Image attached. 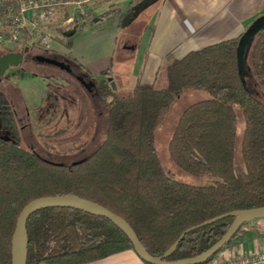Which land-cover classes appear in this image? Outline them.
I'll return each mask as SVG.
<instances>
[{
  "label": "trees",
  "instance_id": "trees-1",
  "mask_svg": "<svg viewBox=\"0 0 264 264\" xmlns=\"http://www.w3.org/2000/svg\"><path fill=\"white\" fill-rule=\"evenodd\" d=\"M110 12L107 8L87 21L69 23L74 32L64 36L62 31L56 40L68 49L80 29ZM237 38L186 52L163 67L164 86L138 84L126 96L109 85L107 70L100 71L95 88L106 108L105 138L78 162L54 164L0 142V264H10V239L21 207L41 196L71 194L102 205L129 224L152 256L214 216L264 205V101L245 90L243 72H237ZM244 67L264 89V28L254 35ZM187 89L204 90L208 97L182 109L168 151L190 181L165 171L154 145L155 128ZM231 220L225 216L190 229L165 259L201 253ZM25 230L24 264H82L131 248L108 219L75 208H41L27 217Z\"/></svg>",
  "mask_w": 264,
  "mask_h": 264
},
{
  "label": "crops",
  "instance_id": "crops-1",
  "mask_svg": "<svg viewBox=\"0 0 264 264\" xmlns=\"http://www.w3.org/2000/svg\"><path fill=\"white\" fill-rule=\"evenodd\" d=\"M112 3L108 6V1H88L90 10L112 7V12L80 29L67 49V56L38 48L33 54L46 52L66 62L71 70L67 73L83 89L80 80L94 84L102 78L99 72L107 70L105 78L115 82L118 89L131 90L138 84H155L163 67L188 51L238 37L254 18L264 14V0H114ZM94 92L97 95L96 89ZM244 230L213 258H230L264 248V218L249 221ZM82 264L148 263L129 248Z\"/></svg>",
  "mask_w": 264,
  "mask_h": 264
},
{
  "label": "rangeland",
  "instance_id": "rangeland-1",
  "mask_svg": "<svg viewBox=\"0 0 264 264\" xmlns=\"http://www.w3.org/2000/svg\"><path fill=\"white\" fill-rule=\"evenodd\" d=\"M106 1L108 6L114 2L98 0L99 3ZM6 3L7 0H0V17ZM71 10V7L59 5L45 26L46 32L51 35L48 51L53 55H68L66 46L56 38L62 36V31L68 30L69 23L64 25L63 21L70 15ZM100 12L102 11L95 8L90 11V16ZM15 45L17 44L9 41L0 42V48H11ZM26 49L31 55L38 51L33 46ZM242 76L245 90L251 96L264 101V89L257 85L249 71L244 70ZM52 83L58 89L53 90ZM109 85L119 96H125L130 91L118 89L112 81ZM155 85H165L163 71L158 75ZM207 97L204 90H184L171 102L154 131V145L161 166L169 174L183 180L191 179L171 162L169 138L182 109ZM236 124L240 133L242 120L239 113L236 114ZM105 129L106 108L98 94H95L94 88L87 92L65 70L57 66L37 63L27 58L18 67H9V71L0 78V142L15 144L48 162L68 165L88 156L105 138Z\"/></svg>",
  "mask_w": 264,
  "mask_h": 264
},
{
  "label": "water",
  "instance_id": "water-1",
  "mask_svg": "<svg viewBox=\"0 0 264 264\" xmlns=\"http://www.w3.org/2000/svg\"><path fill=\"white\" fill-rule=\"evenodd\" d=\"M97 17H94L92 21H95ZM264 28V14H261L254 18L247 27L243 30V32L238 36L236 46H235V59H236V68L237 72L241 74L244 71V63L248 53V49L252 42L254 35ZM74 32V28L66 30L63 32L64 36H69ZM21 58L20 52H7L0 56V76L3 74L4 70L8 68V66L15 67L19 64ZM35 59L39 62L50 64L57 66L60 69L65 70L66 72H70L69 65L60 60H56L54 58L42 55H36ZM80 82H82L80 80ZM86 90H89L86 83L82 82ZM88 85L92 86L93 83L91 81L88 82ZM78 162V161H77ZM75 163V162H74ZM47 207H68L80 209L83 211H87L99 216H102L112 222L120 231L126 236L128 239L132 250L134 253L144 262L148 264H200L205 262L208 258L213 256L222 246H224L234 235L237 229L245 222H249L254 219L264 218V205L234 210L227 213H223L217 216H214L204 222L197 224L194 227H191L185 231H183L178 238L169 246V248L160 256H152L150 255L140 244L137 239L135 233L129 224L119 215L111 212L107 208L102 205L93 202L91 200L78 197L76 195L65 194V195H55V196H41L26 202L20 209L17 217L15 219L14 228L11 234L10 239V264H24L25 263V255H26V245H27V237L25 230V221L27 217L41 209ZM231 216L232 220L223 234L217 239L211 246L202 251L199 254L194 256L177 259V260H166V256L174 249L177 242L181 239V237L190 229L199 227L202 225H206L211 223L218 218ZM16 243V249H15Z\"/></svg>",
  "mask_w": 264,
  "mask_h": 264
},
{
  "label": "built area",
  "instance_id": "built-area-1",
  "mask_svg": "<svg viewBox=\"0 0 264 264\" xmlns=\"http://www.w3.org/2000/svg\"><path fill=\"white\" fill-rule=\"evenodd\" d=\"M90 0H7L0 17V42H13L25 48L33 46L48 51L51 35L45 26L59 5L71 7V13L63 23L87 21L90 17ZM200 264H264V248L250 254H240L230 258H212Z\"/></svg>",
  "mask_w": 264,
  "mask_h": 264
},
{
  "label": "flooded vegetation",
  "instance_id": "flooded-vegetation-1",
  "mask_svg": "<svg viewBox=\"0 0 264 264\" xmlns=\"http://www.w3.org/2000/svg\"><path fill=\"white\" fill-rule=\"evenodd\" d=\"M26 48H28V47H26ZM26 48H22V49H21V47L18 46V45L12 46L11 48H0V56H1L2 54H4V53H7V52H20V53H21V58H20V62H19V64H20L22 61H25L27 58H31V59H33L35 62H39V61H37V60L35 59V56H36V55H34V54H33V55L29 54V53H28V49H26ZM38 49H39V48H38ZM40 50H41V49H40ZM42 51H44V50H42ZM42 54H44V55H42ZM42 54H37V55H42V56H48V57H51V56L47 55L46 52H43ZM51 58H54V57H51ZM54 59H56V58H54ZM56 60H57V59H56ZM19 64H18L17 66H15L14 68L18 67ZM9 67H11V66H8V68L4 70V72H3V74L0 76V78H1L5 73H7V72L9 71ZM70 73H71V71H70ZM82 82H83V81H82ZM92 83H93V82H92ZM86 85L88 86L89 91L91 90V88L96 89V88H95V83H94L92 86H90V85H88V81H86ZM90 87H91V88H90ZM84 88H85V87H84ZM85 89H86V88H85Z\"/></svg>",
  "mask_w": 264,
  "mask_h": 264
},
{
  "label": "bare ground",
  "instance_id": "bare-ground-1",
  "mask_svg": "<svg viewBox=\"0 0 264 264\" xmlns=\"http://www.w3.org/2000/svg\"><path fill=\"white\" fill-rule=\"evenodd\" d=\"M14 246H15V249H16V246H17V245H16V243H15V245H14Z\"/></svg>",
  "mask_w": 264,
  "mask_h": 264
}]
</instances>
